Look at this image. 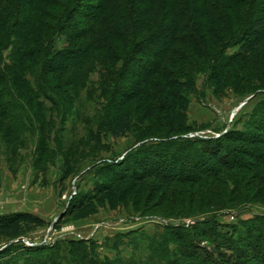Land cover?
<instances>
[{
	"label": "trees",
	"instance_id": "obj_1",
	"mask_svg": "<svg viewBox=\"0 0 264 264\" xmlns=\"http://www.w3.org/2000/svg\"><path fill=\"white\" fill-rule=\"evenodd\" d=\"M61 37L64 47L58 46ZM233 48L238 52L228 55ZM96 66L103 67L102 84L109 87L102 94V124L121 138L137 123L142 144L102 167L97 194L73 199L71 213L106 196L125 202L131 190L157 206L167 204L177 218L197 214L192 211L199 205L207 209L202 214L212 215L203 227H167L160 241L132 240L134 250H148L149 264H264V215L231 225L218 220L251 207L252 191L264 187V99L246 130L189 137L188 125L199 74L216 94L229 85L236 94H264V0H0V131L11 138L44 132L37 141L43 155L37 166L53 152L54 138L46 128L50 123L37 128L31 109L49 112L61 130L70 119L90 123L95 118L74 111V102L78 88L85 87L84 74ZM233 200L240 205H224ZM214 206L219 209L208 210ZM45 225L29 213H14L0 218V234L16 237ZM100 246L64 239L23 247L20 257L12 247L2 254L9 256L5 264H145L102 261Z\"/></svg>",
	"mask_w": 264,
	"mask_h": 264
},
{
	"label": "rangeland",
	"instance_id": "obj_2",
	"mask_svg": "<svg viewBox=\"0 0 264 264\" xmlns=\"http://www.w3.org/2000/svg\"><path fill=\"white\" fill-rule=\"evenodd\" d=\"M65 45L66 40L61 37L58 46ZM238 50L229 49L227 54L234 55ZM8 55L9 52H6V57ZM96 67V71L84 74L85 87L78 88L74 102V111L89 119L95 118L90 123L70 119L61 130L58 123L51 124L49 112H39L35 105L31 109L37 128L43 125V121L50 123L46 128L54 138L51 144L53 152L44 157L42 165L37 166L36 163L43 159L37 141L44 132L30 131L14 139L7 137L5 131H0V218L14 213H29L46 222L42 227L23 229L16 237L0 234V264H5L7 260L3 259L9 257L2 254L7 247H12L14 257H20L23 247L53 245L64 239L97 242L101 245L98 257L102 261L142 259L149 264L151 254L146 249L135 251L132 240H136L138 245H145L147 239L160 241L167 227H203V221L212 216L202 214L207 209L197 205L192 207L195 209L192 213L197 214L177 218V214L167 209V204L157 206L155 202L146 201L145 194L143 196L140 190L129 191L130 196L140 194L138 200L129 196L128 201L113 203L106 196L90 208L71 213L69 205L73 199L97 194V183L103 180L99 173L102 167L122 161L142 144L137 139L142 140V128L137 123L121 138H115L102 124V108L107 103V98L102 94L109 87L102 84L105 74L103 67ZM197 78V93L190 97L188 125L193 127V131L189 137H219L229 130H246L250 114L256 104L264 99V94L256 98L252 94H236L229 88L230 85L216 94L205 74H199ZM249 98H252L251 101L238 110ZM46 104L50 107L49 103ZM59 142H62V150H59ZM263 188L252 191L254 200H251L254 203H251V207L235 213L225 212L219 216V222L231 225L240 218L249 220L254 214L264 215ZM119 189L123 193V188ZM224 205L238 207L240 202L233 200ZM215 206L208 210L219 209ZM62 215L57 224L59 229L56 230L53 226ZM118 241L122 244L115 250L113 246ZM203 246L210 247L209 242L203 243Z\"/></svg>",
	"mask_w": 264,
	"mask_h": 264
},
{
	"label": "water",
	"instance_id": "obj_3",
	"mask_svg": "<svg viewBox=\"0 0 264 264\" xmlns=\"http://www.w3.org/2000/svg\"><path fill=\"white\" fill-rule=\"evenodd\" d=\"M251 99L252 98H249L248 100H246L239 108H238V110L239 109H241L242 107H244L249 101H251ZM63 216V215H62ZM61 218V216L56 220V222L59 220Z\"/></svg>",
	"mask_w": 264,
	"mask_h": 264
}]
</instances>
